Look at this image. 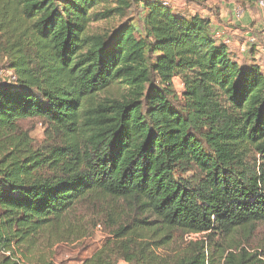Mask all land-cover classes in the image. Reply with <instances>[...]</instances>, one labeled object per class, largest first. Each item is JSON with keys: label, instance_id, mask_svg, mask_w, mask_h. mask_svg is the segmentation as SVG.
<instances>
[{"label": "trees", "instance_id": "1", "mask_svg": "<svg viewBox=\"0 0 264 264\" xmlns=\"http://www.w3.org/2000/svg\"><path fill=\"white\" fill-rule=\"evenodd\" d=\"M3 63L0 264L86 238L88 210L112 234L82 264H264L233 252L264 223V76L209 19L161 1L0 0ZM34 118L41 145L20 125Z\"/></svg>", "mask_w": 264, "mask_h": 264}, {"label": "rangeland", "instance_id": "2", "mask_svg": "<svg viewBox=\"0 0 264 264\" xmlns=\"http://www.w3.org/2000/svg\"><path fill=\"white\" fill-rule=\"evenodd\" d=\"M171 2V0H169ZM183 4H185V8L188 9L191 6L194 8L201 7L202 4H208V7H216L220 9L217 4H214V0H183ZM208 2V3H207ZM256 3L259 7V0H256ZM216 5V6H215ZM172 9V5L170 6ZM176 8V6H175ZM260 8V7H259ZM261 9V8H260ZM173 10V9H172ZM178 10V9H177ZM262 10V9H261ZM176 11V9H174ZM189 15L184 16H191L190 12L188 11ZM139 13L137 8H134L129 13V17L133 19L134 25L138 28L139 32L142 29V23L140 21V17L142 15ZM118 23V22H117ZM113 26V23H102L101 24V30H106L107 28H110ZM250 39H255L256 43L255 45H251L249 43ZM264 36H251L248 39V43L246 45L250 49L247 56H246V63L249 64L250 62L256 63V61L251 60V49L254 47L256 54L255 58H258L260 54H262V58L260 59V63L263 65L264 63V53H259L258 49V43H263ZM220 40V39H219ZM222 41V40H220ZM228 41V40H227ZM230 42V41H229ZM245 50V51H246ZM251 51V52H250ZM247 52H244L245 54ZM243 53V54H244ZM2 70L0 72V82L4 83L6 81L13 82V78L15 77L14 72L8 70V65L6 63H3ZM264 76V75H263ZM264 80V79H263ZM175 91L177 95L180 97V95L183 92V86L181 84V81L179 79L175 80ZM177 107L182 106V103L178 101V103L175 104ZM21 127H23L25 130L30 132L31 137L34 139L35 143L37 145H41L44 143V141L47 140V129L48 124L39 118L29 119L26 121H22L20 123ZM187 177V176H185ZM81 213H85L84 208H81ZM92 210H88L86 213V221L85 227L89 228V232L86 238L80 239V240H73V242H62V243H55L51 248L47 246V241L45 240L42 245L40 246V250L35 255H29L27 252L24 251L23 255L19 254L17 258L23 263V264H33L35 263L39 258L44 257L51 261L53 264H82L86 259L90 258L95 252H97L103 244L106 242L108 238L111 237L112 229L107 225V220L102 218L97 219L94 214L91 212ZM96 225H94V223ZM245 234H250L249 230L247 232L239 231L236 234H234V241L236 245H240L238 249H235L233 252L236 255H239L241 253V249L247 250L249 254H256L259 253L262 255L259 259L264 263V223H260L256 226L255 232L251 233L250 237L246 236ZM177 237L179 239H182L180 235L177 234ZM199 238H203L201 236H193V237H185V241L190 242L193 240H199ZM54 243V241H53ZM27 257H26V256ZM119 264H126L124 262H120Z\"/></svg>", "mask_w": 264, "mask_h": 264}, {"label": "crops", "instance_id": "3", "mask_svg": "<svg viewBox=\"0 0 264 264\" xmlns=\"http://www.w3.org/2000/svg\"><path fill=\"white\" fill-rule=\"evenodd\" d=\"M183 2V0H171L173 11L176 9L174 12L181 15H189V11L191 16L198 15L209 19L214 33H220L223 42L230 41L228 47L234 60L240 65L247 64L246 56L249 53L247 51L250 50V47H247L246 50L248 39L255 35L264 36V11L258 7L255 0H214V4H217L220 9L216 7L207 8L208 4H202L199 8L191 6L186 9ZM251 51V60L258 61L256 64L261 66L264 75V63L263 65L260 63L262 54L255 58L254 47Z\"/></svg>", "mask_w": 264, "mask_h": 264}, {"label": "built area", "instance_id": "4", "mask_svg": "<svg viewBox=\"0 0 264 264\" xmlns=\"http://www.w3.org/2000/svg\"><path fill=\"white\" fill-rule=\"evenodd\" d=\"M147 1H151V2L161 1L164 5H166L168 7L171 6V2L169 0H147ZM259 7L264 11V0H259ZM215 35H216V38L217 39H220L221 40L222 37H221V34L220 33H216ZM262 42H263L262 44L261 43H258V48H256V49H258V51L260 53H264V39H263ZM224 43L226 45H228V46L230 45V42L229 41H224ZM249 43L254 46L255 43H256V40L255 39H250L249 40ZM13 81H15V77L13 78ZM191 237H193V235Z\"/></svg>", "mask_w": 264, "mask_h": 264}]
</instances>
